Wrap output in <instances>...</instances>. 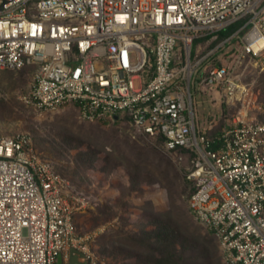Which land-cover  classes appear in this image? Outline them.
<instances>
[{
	"label": "built area",
	"instance_id": "built-area-1",
	"mask_svg": "<svg viewBox=\"0 0 264 264\" xmlns=\"http://www.w3.org/2000/svg\"><path fill=\"white\" fill-rule=\"evenodd\" d=\"M241 20L229 36L242 35L234 62L209 63L214 52L192 61L195 39ZM246 56L264 70V0H0V69L34 68L25 102L41 111L73 103L90 121L125 118L186 159L191 211L226 264H264V120L246 108L211 136L196 124L194 97L245 102L236 69ZM77 208L29 134L0 135V264H57L60 255L70 264L71 250L97 264Z\"/></svg>",
	"mask_w": 264,
	"mask_h": 264
},
{
	"label": "rangeland",
	"instance_id": "rangeland-1",
	"mask_svg": "<svg viewBox=\"0 0 264 264\" xmlns=\"http://www.w3.org/2000/svg\"><path fill=\"white\" fill-rule=\"evenodd\" d=\"M241 37L215 35L195 40L192 61L214 52L209 63L231 64ZM180 50L177 47L175 53ZM236 73L250 90L245 102H227L216 92L194 97L196 124L202 131L212 134L222 130L246 108L248 118L264 120L261 62L246 56L237 61ZM33 77V67L0 69V135L29 134L33 147L66 179L71 201L78 207L77 230L89 236L97 264H157L162 255L175 251L194 257V264H226L218 239L191 211L192 183L186 177V159L135 132L125 118L85 120L73 103L55 111L35 108L24 100ZM161 221L177 223L179 238L161 253H149L142 241L153 236ZM190 233L200 241L195 249L188 245Z\"/></svg>",
	"mask_w": 264,
	"mask_h": 264
},
{
	"label": "trees",
	"instance_id": "trees-1",
	"mask_svg": "<svg viewBox=\"0 0 264 264\" xmlns=\"http://www.w3.org/2000/svg\"><path fill=\"white\" fill-rule=\"evenodd\" d=\"M241 24H242V20L237 21V22L229 25L225 29L219 30V31L214 32V33L207 34V35L202 36L200 38H197L195 40H199L201 38H210V37H213L215 35H217L220 38H227L230 35H232L233 32ZM217 43L218 42H215L214 44H212V48L215 47L217 45ZM215 55H216V53L213 54V56H215ZM220 131H218L216 133H212V134L208 133V134L211 136H215L218 133H220ZM161 222H162V224L159 226V229L153 233V236L148 240L142 241V244L149 247V253L150 252H155V253L160 252L161 253L162 251L168 249L171 245H173L179 238L178 230L180 229V226L177 223H173L172 221H170V222L161 221ZM189 237H190V241H189L188 245L189 246L192 245L193 249H195L196 245H197V241L198 242H200V241L192 233L189 234ZM188 245L185 247V250H186V248L189 247ZM204 249L208 253L207 247H204ZM162 256L163 257H161V260H159V262L157 264H194V261H193L194 257H186V256L184 257L183 254H180V253L178 254L176 251L173 253H170V254L162 255Z\"/></svg>",
	"mask_w": 264,
	"mask_h": 264
},
{
	"label": "water",
	"instance_id": "water-1",
	"mask_svg": "<svg viewBox=\"0 0 264 264\" xmlns=\"http://www.w3.org/2000/svg\"><path fill=\"white\" fill-rule=\"evenodd\" d=\"M73 252H74V250H71L70 259H69L70 264H85V262L79 261L77 255L74 254ZM57 264H62V256L61 255L58 257Z\"/></svg>",
	"mask_w": 264,
	"mask_h": 264
}]
</instances>
